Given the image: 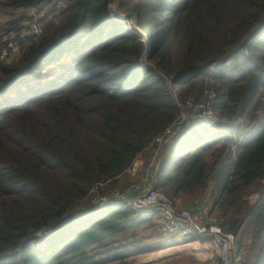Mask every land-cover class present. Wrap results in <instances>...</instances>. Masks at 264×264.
I'll list each match as a JSON object with an SVG mask.
<instances>
[{
    "label": "trees",
    "instance_id": "obj_1",
    "mask_svg": "<svg viewBox=\"0 0 264 264\" xmlns=\"http://www.w3.org/2000/svg\"><path fill=\"white\" fill-rule=\"evenodd\" d=\"M110 1L0 0V55L18 48L0 58V264H136L173 245L140 235L156 214L98 202L181 105L158 191L193 200L214 181L213 213L264 264V0H123L138 33Z\"/></svg>",
    "mask_w": 264,
    "mask_h": 264
},
{
    "label": "built area",
    "instance_id": "obj_2",
    "mask_svg": "<svg viewBox=\"0 0 264 264\" xmlns=\"http://www.w3.org/2000/svg\"><path fill=\"white\" fill-rule=\"evenodd\" d=\"M119 2L120 0L110 1V15L113 18L119 16L125 20L123 15L116 12ZM36 13V10L32 12L33 15ZM131 29L137 33L140 32L135 25H132ZM42 32V24L38 19H34L27 33L38 37ZM17 52L18 48L15 46L12 51L4 49L0 58L10 61ZM188 125V115L182 112L154 138L150 150L137 157L129 167L128 173L133 178L139 179H133L134 181L132 180L133 182L128 183L124 188L109 191L99 198L98 203L99 205L125 204L140 212L155 213L159 231L163 235L184 236L195 241L192 244H201L193 248L195 251H205L206 261L209 264H244L235 234L223 228L222 218L213 213L211 202L198 199L192 201L188 207L177 206L173 200L157 189L162 150L172 137ZM149 151L150 155L145 156Z\"/></svg>",
    "mask_w": 264,
    "mask_h": 264
},
{
    "label": "rangeland",
    "instance_id": "obj_3",
    "mask_svg": "<svg viewBox=\"0 0 264 264\" xmlns=\"http://www.w3.org/2000/svg\"><path fill=\"white\" fill-rule=\"evenodd\" d=\"M121 1H123V0H120V2H119V4H118V6H117V13L118 14H121V15H123L124 16V18H125V22L131 27L132 25H135L136 27H138L137 26V24H136V19H134V17H133V15H129V16H131V17H129V16H126L128 13H123L122 11H121V8H120V3H121ZM36 9H33V10H31V13L33 12V11H35ZM37 11V10H36ZM129 12H131V11H129ZM37 17V16H36ZM38 17H39V15H38ZM140 32H142V31H140ZM141 35H143V34H141ZM143 37H144V35H143ZM181 104V103H180ZM181 107H182V109H183V114H185V115H188V118H189V114H187V112L186 111H188V109L187 108H185V106H183V105H181ZM210 116L209 117H204V120L205 121H207V120H210ZM168 149H169V145L168 144H166L165 146H164V148H163V150H162V160H163V156H164V154H165V158L167 157V154H168ZM147 155V157H148V155H150V151H149V153H147V154H145V156ZM147 157H144L145 159H147ZM173 157H175V156H173ZM128 175H129V178L131 179H129V178H127L126 180H128L129 181V183L130 182H133L134 180L133 179H139L138 177L137 178H133L129 173H128ZM125 179H122V182L123 181H126ZM133 180V181H132ZM222 185V184H221ZM213 186H214V181H212L211 182V184H210V187L208 188V192H207V194L205 195V196H199V197H196L195 199H179V200H177L176 202H175V204L177 205V206H184V207H188V206H190L191 205V202L192 201H194V200H198V199H202V200H207V201H209V202H211V204H213V200H212V198H211V195H212V192H213ZM118 188H120V187H118ZM253 199H255L256 198V195H254L253 197H252ZM146 214H151V213H148V212H145ZM155 214V213H154ZM152 216V215H151ZM153 219V218H152ZM154 222H155V224L154 225H151V226H147V228H145L143 231H142V233H140V235H142V236H144L145 237V241H147V243L148 244H150V245H156V244H158V243H161V242H167V243H169V241L172 239V237L173 236H165V235H163L160 231H159V228H158V224H157V222H158V219L156 220V217H155V219H154ZM176 237V236H175ZM171 238V239H170ZM195 244H191L190 243V245L188 244V245H185L184 246V243H180L179 244V242H177L176 243V246L178 247V248H175V249H178V250H174L175 252L173 253V255H174V257H176V255H178V258H179V260H175L176 258H174V259H170V260H168L166 263L165 262H160L159 260L160 259H157L158 257H162L161 255L162 254H160L161 253V251H163L164 249H166V248H168V247H170V246H168V247H162L161 249H157V250H151V251H148V252H146L145 254H143L142 256H140L139 258H138V261L136 262V264H201L200 262H196L195 261V259H194V257L195 258H197L198 260H202V259H204V257H205V259L204 260H206V255L205 254H200L199 252L200 251H195L194 250V248H193V246H194ZM198 255H200L201 257H199ZM192 256V257H191ZM194 256V257H193ZM177 258V259H178ZM206 263V261L205 262H203V264H205Z\"/></svg>",
    "mask_w": 264,
    "mask_h": 264
},
{
    "label": "crops",
    "instance_id": "obj_4",
    "mask_svg": "<svg viewBox=\"0 0 264 264\" xmlns=\"http://www.w3.org/2000/svg\"><path fill=\"white\" fill-rule=\"evenodd\" d=\"M127 178H129V176H126V178H125V180L127 179ZM131 178V177H130ZM129 178V179H130ZM128 179V180H129ZM132 179V178H131ZM130 179V180H131ZM128 180H126V181H128ZM126 181H123V184L126 182ZM253 197V196H252ZM253 199V198H252ZM254 200V199H253ZM171 239V238H170ZM170 242H173V245H171L170 247H168V248H166V249H164L163 251H161V253L160 254H162L161 256L162 257H158L157 259H160L159 261L160 262H167L168 260H170V259H174V258H178V255H176V257H174V255H173V253L175 252L174 250H178V249H175V248H178L177 246H176V243L177 242H179V244L180 243H184V246L185 245H190V243L192 244V243H195V241H192V239H189V238H187V237H184V236H176V237H172V239L170 240ZM201 244H198V245H194L193 247H199ZM204 251V250H203ZM205 252V251H204ZM204 252H202V251H200L199 253L200 254H205ZM199 257H201L200 255H198ZM192 257V256H191ZM194 257V256H193ZM175 259V260H179V258L178 259ZM194 259H195V261L198 263V262H200L201 264H203V262H205L206 260H204L205 259V257H204V259H202V260H198L197 258H195L194 257ZM205 264H209L208 263V261H206V263Z\"/></svg>",
    "mask_w": 264,
    "mask_h": 264
},
{
    "label": "water",
    "instance_id": "obj_5",
    "mask_svg": "<svg viewBox=\"0 0 264 264\" xmlns=\"http://www.w3.org/2000/svg\"><path fill=\"white\" fill-rule=\"evenodd\" d=\"M129 15H133L134 19L137 20V16H138L137 12H135V11H131V12H129L126 16H129Z\"/></svg>",
    "mask_w": 264,
    "mask_h": 264
}]
</instances>
